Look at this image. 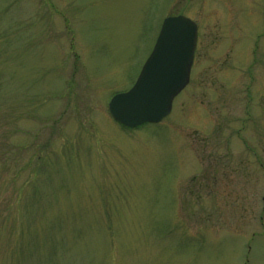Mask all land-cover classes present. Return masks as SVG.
Returning <instances> with one entry per match:
<instances>
[{
	"label": "rangeland",
	"instance_id": "374dc122",
	"mask_svg": "<svg viewBox=\"0 0 264 264\" xmlns=\"http://www.w3.org/2000/svg\"><path fill=\"white\" fill-rule=\"evenodd\" d=\"M177 14L191 81L123 128ZM0 264H264V0H0Z\"/></svg>",
	"mask_w": 264,
	"mask_h": 264
},
{
	"label": "water",
	"instance_id": "95a60500",
	"mask_svg": "<svg viewBox=\"0 0 264 264\" xmlns=\"http://www.w3.org/2000/svg\"><path fill=\"white\" fill-rule=\"evenodd\" d=\"M197 37L198 27L191 18L167 16L133 86L111 98L112 115L130 127L159 122L168 115L174 97L189 82Z\"/></svg>",
	"mask_w": 264,
	"mask_h": 264
}]
</instances>
